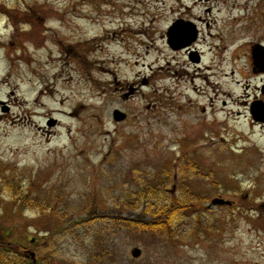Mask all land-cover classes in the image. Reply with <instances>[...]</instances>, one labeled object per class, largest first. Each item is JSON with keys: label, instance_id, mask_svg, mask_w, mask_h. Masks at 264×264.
I'll list each match as a JSON object with an SVG mask.
<instances>
[{"label": "rangeland", "instance_id": "374dc122", "mask_svg": "<svg viewBox=\"0 0 264 264\" xmlns=\"http://www.w3.org/2000/svg\"><path fill=\"white\" fill-rule=\"evenodd\" d=\"M176 19L199 30L197 65L166 45ZM261 36L264 0H0V227L41 263L89 264L99 236L114 264H264ZM167 172L168 192L200 196V225L174 240L112 225Z\"/></svg>", "mask_w": 264, "mask_h": 264}, {"label": "trees", "instance_id": "16d2710c", "mask_svg": "<svg viewBox=\"0 0 264 264\" xmlns=\"http://www.w3.org/2000/svg\"><path fill=\"white\" fill-rule=\"evenodd\" d=\"M172 174L167 172L156 176L142 184V190L133 195L130 207L134 210L139 209V204L143 206L140 214L131 217L114 216L111 218L112 225H121L123 228L141 232L150 237H165L174 240L178 230L176 227L183 224L184 220L193 219V222L200 225L202 215L208 212L207 208H201L200 196H194L190 191L180 188L176 192L180 196L167 191V186L171 182ZM14 195L17 206L23 211L30 203L29 192L22 193L20 190ZM138 202V203H137ZM264 227V218L259 219ZM209 230V228H204ZM35 240L24 239L16 240L10 235L9 231L0 227V264H54L45 260L43 263L37 262L29 251L35 247ZM90 247L92 256L89 264H114V258L108 245L99 236L93 238ZM95 262V263H93Z\"/></svg>", "mask_w": 264, "mask_h": 264}, {"label": "flooded vegetation", "instance_id": "af4514ba", "mask_svg": "<svg viewBox=\"0 0 264 264\" xmlns=\"http://www.w3.org/2000/svg\"><path fill=\"white\" fill-rule=\"evenodd\" d=\"M172 37L177 40L173 47L169 44ZM164 39L170 51L180 52L185 50L188 53V61L196 65L199 64L198 53L192 52V47L199 41V30L191 20H174L166 27ZM263 39V36H261V40L256 44L259 49L257 55L260 62L259 66L254 67L250 61V73L248 75L254 80L257 93L255 102L251 105L249 113L261 139H264V64L262 63L263 57L261 56L262 53L264 54Z\"/></svg>", "mask_w": 264, "mask_h": 264}, {"label": "water", "instance_id": "95a60500", "mask_svg": "<svg viewBox=\"0 0 264 264\" xmlns=\"http://www.w3.org/2000/svg\"><path fill=\"white\" fill-rule=\"evenodd\" d=\"M172 34H173V32H172ZM176 42H177V40L172 37V39H170V41H169V44L173 47L174 46V43H176ZM258 51H259V49L257 47L253 48V51H252V60H253V66L254 67L259 66V63H260L259 60H258V56H257L258 55ZM261 56L263 57L262 58V61H263L262 63L264 64V54L262 53ZM117 115H118V113L115 112L114 113V120L115 121H123L124 120V117L123 116H120L119 117ZM140 255H141V252L139 250H133L131 252L132 258L137 259V258H139Z\"/></svg>", "mask_w": 264, "mask_h": 264}, {"label": "bare ground", "instance_id": "6f19581e", "mask_svg": "<svg viewBox=\"0 0 264 264\" xmlns=\"http://www.w3.org/2000/svg\"><path fill=\"white\" fill-rule=\"evenodd\" d=\"M207 1L209 2V1H211V0H207ZM182 7H183V6H182ZM194 7H195V5H192V6L188 7L187 9L192 10ZM234 9H236V8L234 7ZM209 52H210V51H206L207 55L209 54Z\"/></svg>", "mask_w": 264, "mask_h": 264}]
</instances>
